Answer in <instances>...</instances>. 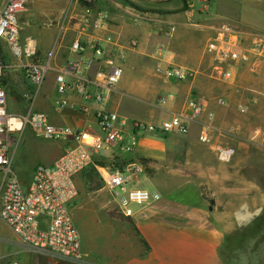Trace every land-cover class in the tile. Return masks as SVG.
<instances>
[{
	"label": "crops",
	"instance_id": "0c3cea01",
	"mask_svg": "<svg viewBox=\"0 0 264 264\" xmlns=\"http://www.w3.org/2000/svg\"><path fill=\"white\" fill-rule=\"evenodd\" d=\"M213 1L94 0L92 19L83 26L80 19L85 8L77 0H29L21 16L22 41L32 39L42 59L52 56L54 73H49L44 83L50 92L57 93V72L77 62L81 67L77 76L67 77V80L72 83L92 81L93 87L88 89L92 94L104 92L102 73L110 70V61L124 70L118 86L105 103H88L81 94L72 92L70 105L57 112L54 101L50 103L51 98L44 95L40 112L46 113L54 125L97 132L96 114L101 109L130 120L159 124L182 112L192 95L208 100L200 123L191 126L183 143L172 139L168 146L160 145L157 135H148L152 138L146 140L145 135L140 140L139 155L154 158L151 175L142 164L146 170L144 179L150 178L152 188L161 192L159 202L138 209L136 215L129 218L109 208L104 201L99 202L101 193L84 199L78 193L70 210L81 236L82 251L87 255L84 264H233L220 254L228 245V236L262 213L264 192L257 186L258 190L252 188L245 154L252 150V146L247 145L248 136L264 119V61L255 72L248 66L241 68L235 82L226 84L212 80L201 68L205 64V48L201 54L176 48V33L182 20L197 17L208 25L197 14L195 2L211 4ZM226 2L225 8L220 5L211 15V24L206 28L215 32L220 26L233 29L245 41L254 34L264 33V0ZM66 13L71 20L58 40V26ZM100 15L107 16L103 28L95 26ZM38 24L43 27L38 28ZM80 35L87 48L76 53L72 45ZM92 44L102 50L101 56L88 47ZM160 48L172 54L178 63L201 69L202 73L187 82L165 78L156 70ZM16 69L20 72V62ZM24 81L34 91L25 77ZM168 93H173L175 98L161 107L159 98ZM85 106L89 107L88 112L80 110ZM208 113L214 115L213 137L217 142L228 146L241 144L237 155L229 162L220 161L211 147L201 143L196 135V128L208 121ZM73 145V140L63 141L48 165ZM161 158L172 170L177 171L178 167L181 179L174 189L169 186L170 180L158 178ZM80 175L76 177L78 191ZM168 188H172V192H168ZM164 196L173 197L171 199L177 203H165ZM252 198L262 203L252 206ZM0 253L3 260L18 254L19 264H78L39 255L16 236L5 239Z\"/></svg>",
	"mask_w": 264,
	"mask_h": 264
},
{
	"label": "built area",
	"instance_id": "2783aa9c",
	"mask_svg": "<svg viewBox=\"0 0 264 264\" xmlns=\"http://www.w3.org/2000/svg\"><path fill=\"white\" fill-rule=\"evenodd\" d=\"M28 3L29 0H6L0 3V43H4L18 58L25 79L38 93L54 68L52 56L42 59L32 39L22 41L21 16L26 12ZM92 16V10L85 9V14L80 19L82 25L86 26ZM106 19V15H100L95 26L103 28ZM70 20L69 13H66L58 26V40L63 37ZM81 37L78 36L73 43V52L81 53L87 48ZM88 47L96 55H102V50L96 45ZM205 55L210 58L209 78L232 84L241 68L248 66L255 72L263 63L264 33L254 34L249 41H245L233 29H218L208 39ZM157 59V72L171 81H193L202 73L201 69L178 63L163 48L158 49ZM109 65L110 70L102 73L105 83L102 94L90 93L88 89L93 87L92 81L72 83L67 80V77L77 76L80 63L59 70L56 75L58 97L54 100L55 111L61 112L70 105L69 96L72 92L81 94L88 103H105L124 73L120 65H115L112 61ZM3 72L0 54V221L9 226L29 250L39 255L78 264L87 263V255L82 251L81 236L70 210V204L79 193L76 177L94 167L119 212L124 217L135 216L138 209L159 202L162 195L156 190L150 191L138 186L146 176L145 167L142 163L129 161L127 158L136 151L145 135H188L191 126L200 123L207 103L192 95L187 99L182 112L159 124L130 120L118 113L101 109L96 114L99 127L97 132L77 130L52 124L48 115L40 111L11 115L8 111ZM174 98L173 93L163 95L159 98V105L166 107ZM80 110L88 112L89 107L85 106ZM208 118L207 122L201 124L199 141L210 146L220 161L229 162L237 154L241 144L228 146L217 142L213 137V113H208ZM27 128L39 138L74 142L53 164L37 166L29 178L21 177L15 171L10 144V141L18 143L20 139L17 136L21 137ZM253 136L247 145L256 143L255 140L264 141V125L257 128ZM117 158L125 161V165L118 166ZM96 161H105L106 164H98ZM9 264L19 263L13 260Z\"/></svg>",
	"mask_w": 264,
	"mask_h": 264
},
{
	"label": "rangeland",
	"instance_id": "374dc122",
	"mask_svg": "<svg viewBox=\"0 0 264 264\" xmlns=\"http://www.w3.org/2000/svg\"><path fill=\"white\" fill-rule=\"evenodd\" d=\"M5 1L6 0H0V3H4ZM195 5L197 14H200L202 16V20L206 24L210 25L211 22L209 19L211 15L213 16L215 14L216 9H218L220 5L225 8L227 2L226 0H214L211 4L208 2L197 4L195 2ZM208 25L198 21L197 17H192V19L186 18L185 21L182 20V24L176 33V41L174 39L176 42V48L185 53H203L208 39L215 33V31L212 29L206 28ZM42 27L43 25L38 24V28ZM222 28L225 27H219V29ZM0 54L2 63L4 65L3 84L7 90L8 111L11 115H25L29 111H42L43 109L40 107V101L44 95L48 99L51 98L50 103H53V101L57 98V93L50 92L46 86L47 83L43 85L38 93H36L35 90L33 91L27 87L24 81L23 71L20 69L19 72V70L16 69V65L19 63L18 58L13 56L4 43H0ZM204 62L205 64L201 68H204V72L208 75L210 70L209 56L205 55ZM14 70L17 71L15 72ZM15 73L19 74L16 75ZM49 73H54V71L52 70ZM201 99L206 101V103L208 101L203 97ZM263 125L264 119L263 123L254 127L251 135L248 136V140H251L254 137L253 135L255 130L259 127H262ZM196 131V135L199 139L201 127L196 128ZM185 136L186 135L173 136L171 134H158L156 140L160 145L168 146L172 139H174L176 142L183 143ZM17 138L20 140L16 144L10 141V144L12 145L11 150L14 156V167L17 174L25 178L31 177L37 165L50 164L51 160L56 155V151L59 150V146L63 145V141H54L37 137L30 128H27L21 137L19 135ZM150 138H152V136L146 135L144 139L146 140ZM255 142L256 143L251 145L252 150L245 154V160L249 161L246 171L250 177L252 188L255 187L257 190L260 188V190L264 192V141L255 140ZM127 159L129 161H140L146 166L149 175L152 174L153 170L151 167L154 162V158L145 155H139V148ZM100 160H102V158H100ZM185 164H187V162ZM157 168L159 170L157 174L158 178H165L168 181L170 180L172 184L169 186L173 187V189L174 187L176 188L179 186V181L181 178L178 167L176 168L177 171L172 170L168 164H166V160L161 158L158 161ZM144 178L145 177L142 178L138 186L150 191L155 190L152 188V182L150 181V178ZM78 181L80 184L79 195H81L82 199L96 197L90 195L92 194L98 196L99 193H101V196H98L99 202L104 201L109 208L115 212H118L117 206L114 203L111 194L103 188L98 177L94 179V182L89 184L86 174H82L80 175ZM99 186L100 188L97 189ZM167 190L168 192H172V188H168ZM103 197L106 199H103ZM171 198L173 197H163V199H165V203L176 204L177 202ZM236 202L237 201H234V203ZM251 202L252 206L257 204V206H259L262 203L261 200L256 201L254 198L251 199ZM261 210L262 213L260 215L253 216L250 220L246 221L245 225L240 226L237 231L232 232L228 236L227 248L222 249V251L225 258L233 264H264V205L261 207ZM13 236L15 235L10 227L7 226L3 221H0V245L5 242L6 238ZM1 256L2 254L0 253V264H5V261H18L19 259L18 254H12L8 256L6 260H3Z\"/></svg>",
	"mask_w": 264,
	"mask_h": 264
},
{
	"label": "trees",
	"instance_id": "16d2710c",
	"mask_svg": "<svg viewBox=\"0 0 264 264\" xmlns=\"http://www.w3.org/2000/svg\"><path fill=\"white\" fill-rule=\"evenodd\" d=\"M77 1H79L80 3H81V5H83V7L85 8V9H92L93 8V6H94V0H77ZM118 159V158H117ZM116 159V162L118 161V166H120V167H122V166H124L125 165V161H123V160H117ZM96 163H98V164H106V162L105 161H103V162H97L96 161ZM84 174H86V178H87V180H88V182H89V184H91L92 182H94V179L96 178V177H98L99 178V175H98V173H97V171L95 170V168L94 167H91V168H89V169H87L86 171H84ZM100 179V178H99ZM101 181V180H100ZM98 188H100V186L99 187H97V189ZM225 248H227V246L226 247H224V249ZM221 256L222 257H224V253H223V251H221Z\"/></svg>",
	"mask_w": 264,
	"mask_h": 264
}]
</instances>
